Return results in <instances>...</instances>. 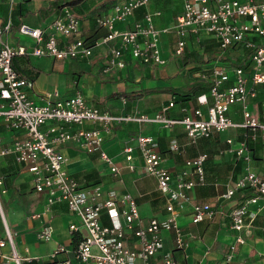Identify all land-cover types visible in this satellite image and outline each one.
<instances>
[{"label": "built area", "instance_id": "1", "mask_svg": "<svg viewBox=\"0 0 264 264\" xmlns=\"http://www.w3.org/2000/svg\"><path fill=\"white\" fill-rule=\"evenodd\" d=\"M150 2L126 0L116 5L111 15L97 18V27L105 34L91 43L81 36L80 16L68 6L44 27L22 24L19 33L32 40L30 48L25 43L12 45L2 39L5 34H11L12 21L0 27V158L12 157L31 176L35 192L47 196L48 212L54 205L64 203L79 220L70 226L71 236L78 241L72 251L55 241L51 224L38 232L39 240L55 244L49 255L54 264H152L165 245L163 232L174 234L177 250L184 251L189 246L188 236L180 225L188 206H192L195 224L216 216L211 205L192 204L190 195L195 188L209 184L205 168L207 154L186 160L179 171L173 172L163 165L165 158L157 139L139 134L127 139L122 152L125 165H121L104 150L103 133L114 126L151 125L166 130L180 126L185 129L188 145H198L200 140L211 139L216 134L241 130L242 140L237 141V137L227 140L229 151L242 165L241 173L221 199L243 195L229 215L230 228L240 234L251 233L247 218L252 206L256 207V214L264 217V179L253 171L254 150L250 145L259 136L264 137V110L257 112L254 108L258 88L264 85V0H185L174 26L158 28L154 18L162 13L156 12L146 13L132 28H118V24H125ZM168 35L176 39L175 58L185 54L191 40L200 44L206 38L223 52L199 72V81L208 84L209 90L197 97L198 107L183 108L186 114L181 118L170 115L174 100L152 115L139 110L115 115L108 109L90 105L81 90L66 99L57 91L49 92L38 103L27 92L33 84L13 65L14 59L28 54L60 61H88L96 51L107 47L104 74L124 70L132 62L164 67L170 64L162 44ZM231 50L239 52L240 58L224 61L225 54ZM234 108L239 109L238 120L233 117ZM86 124L100 128L84 129ZM5 132L12 134L10 141ZM70 143L86 154L97 153L119 185H124V169L131 173L142 170L155 179L157 191L165 201L166 218L146 219L132 194L105 190L101 185H90L71 175L67 170L69 160L61 151ZM171 150L180 153L182 146L174 141ZM5 192V178L0 173V200ZM1 207L0 202V220L5 232L0 237V264L38 261L39 257L19 254ZM190 238L195 237L190 235ZM238 242L245 243L242 235ZM7 247L9 251L5 252ZM231 259L229 256L228 260ZM162 264H178V261L168 253L162 256Z\"/></svg>", "mask_w": 264, "mask_h": 264}, {"label": "crops", "instance_id": "2", "mask_svg": "<svg viewBox=\"0 0 264 264\" xmlns=\"http://www.w3.org/2000/svg\"><path fill=\"white\" fill-rule=\"evenodd\" d=\"M55 0H0V27L15 19V28L11 34H5L2 39L12 45L24 44L29 48L32 40L23 37L18 31L19 24H28L32 27H44L57 15L53 13L47 18L43 17V11L47 10L50 3ZM64 3L71 0H63ZM126 0H83L72 6L74 13L81 18V36L90 43L96 38L103 36L105 31L99 30L96 24L97 18L111 15L113 8L124 3ZM185 0H151L150 4L130 18L125 24H118V28H132L134 23L143 20L146 13H158L162 15L155 17V25L163 29L174 26L177 14L183 10ZM262 1V0H256ZM12 40L14 43H12ZM210 40L206 38L204 41ZM1 42V41H0ZM176 39L174 36H164L163 52L169 58L168 65L164 67H151L139 62L129 63L126 69L116 70L110 74L102 72L103 64L107 61V47L95 52L90 60H67L60 61L54 58H35L31 55L17 57L13 60L15 70L33 84V88L27 92L31 99L38 103L43 102V96L49 92H59L63 99L73 96L77 90L84 93L86 101L93 106L108 109L113 114L119 115L139 110L146 114H155L162 105L174 100L175 107L171 110V117L181 118L184 116L183 108L198 107L197 97H194L187 106L177 103V92L185 91L189 86L199 81L198 74L207 66L209 61L188 63L186 70H191L190 82L177 85L170 78L177 73L176 62H173V51ZM196 42L188 43L185 54L181 57L191 58L193 53L189 47ZM209 45L216 46L212 40ZM1 46V43H0ZM192 48V47H191ZM218 51H220L218 49ZM200 55V54H199ZM222 55V54H220ZM212 60L219 55L213 53ZM240 53L229 51L225 57L233 62L240 58ZM200 57V56H198ZM179 58V59H181ZM178 59V58H177ZM210 61V62H211ZM189 62V59H188ZM175 71V72H174ZM192 81V79H194ZM151 83V84H150ZM180 88V89H179ZM258 98L255 110H264V85L258 88ZM127 94V98H125ZM261 96V97H260ZM260 97V98H259ZM124 100L126 103H124ZM238 108H234L233 117L238 120ZM87 125V126H86ZM84 129H98L99 126L86 124ZM180 126L171 130L162 129L158 126L136 124L114 126L109 132H104V150L121 165L123 162V149L130 136L148 135L154 136L159 144V151L165 158L164 167L173 171H179L186 160L200 154H207L206 176L208 185L195 188L191 192L192 204L211 205L216 213L213 219H207L203 223L195 224L192 221L193 209L188 206L180 219V225L189 239L186 250H177L175 247L174 234L163 232L164 247L161 253L154 258L152 264H162L164 254H172L178 264H264V217L256 214V207L252 206L247 218V223L252 226L250 234H240L233 231L229 215L232 209L243 199L238 193L231 200H222L221 196L226 193L232 182L241 173L242 165L236 162L235 155L229 151V138L237 137L242 140L241 130H232L224 134H216L211 139H202L198 145H188V138ZM10 141L12 134L5 132ZM177 141L182 146L180 153L171 150L172 142ZM254 150L253 171L264 179V137L259 136L257 140L251 141ZM62 153L68 158L67 170L78 180H86L90 185H101L102 189H115L121 194H132L139 205L142 216L146 219L157 218L164 220L167 215L165 201L157 191L156 180L146 176L142 170L135 173L123 170L124 185H119L113 177L108 166L103 163L97 153L86 154L76 148L73 144H67L61 148ZM137 163L141 164L137 159ZM0 167L6 175L13 176L9 180L13 188L7 186L5 174V190L1 195V209L5 216L7 226L12 233L16 248L21 256H30L40 259L38 264H54L49 255L54 250V243H46L39 240L37 234L47 224L54 227V238L69 250H73L78 242L73 239L70 226L78 224L79 220L69 212L66 204H57L55 211H47V196L35 192L31 176L16 164L12 157L0 158ZM8 172V173H7ZM1 173V172H0ZM22 194L21 197L14 195ZM0 220V226L4 227ZM190 235L195 238L191 239ZM244 237L245 243L238 242V237ZM133 246V244H132ZM5 252L9 248L4 249ZM232 259L229 261L228 257ZM73 258V255H70ZM74 262V260H73ZM31 264V262H25Z\"/></svg>", "mask_w": 264, "mask_h": 264}, {"label": "trees", "instance_id": "3", "mask_svg": "<svg viewBox=\"0 0 264 264\" xmlns=\"http://www.w3.org/2000/svg\"><path fill=\"white\" fill-rule=\"evenodd\" d=\"M83 0H71L69 2H66L64 3L63 0H55L53 2L50 3V6L47 10L43 11V17L44 18H47L49 17L50 15H52L53 13H57L59 10H61L63 7L65 6H68V7H72V6H75L77 4H79L80 2H82ZM22 25L19 24V26H17L18 28V31H19V28L21 27ZM15 28V19H14V14H13V19H12V30ZM101 37V36H100ZM99 38V37H98ZM97 39V38H96ZM208 43L211 41V40H206ZM207 50L209 51H212L214 48H213V45H207L206 47ZM192 56H194V63H196V59L199 58L198 57V54H195L193 53ZM189 59V58H187ZM226 62H230L231 60L230 59H226L224 60ZM237 65H241V63H237ZM209 90V85L206 84V83H203L201 81H196L193 85L189 86V88H187L185 91H179L177 92V95H178V101L177 103L181 104L182 106H187L189 104V102L194 98V97H197L201 94H204V93H207ZM125 98H127V94H125ZM261 97V96H260ZM259 97V98H260ZM7 186L9 188H13V184H11V182L7 179ZM57 208L56 205H54L52 208H51V211H55ZM31 264H38V262L35 260L33 262H31Z\"/></svg>", "mask_w": 264, "mask_h": 264}, {"label": "rangeland", "instance_id": "4", "mask_svg": "<svg viewBox=\"0 0 264 264\" xmlns=\"http://www.w3.org/2000/svg\"><path fill=\"white\" fill-rule=\"evenodd\" d=\"M203 39H205V38H203ZM12 43H14L13 40H12ZM208 44L209 43L207 41H203L200 44L199 43H195L194 45H192V46L189 47V50H192V53H193V51L198 52L197 54L200 57L197 58L196 61L199 64H201L202 62L211 61V59L213 57L212 56L213 53H215L217 55L223 54V52L218 51L219 48H216V46H214V49L212 51L207 50L206 47H207ZM193 59H194V57L189 58V62H188V59L187 58H185L184 60H182V58L181 59H179V58L178 59L177 58H173L172 59V60H174L173 62H176V64H177V67H176V70H175V71H177V73L175 75H173L170 79L171 80H174V82H176L177 85L187 84V83L190 82L191 79L189 78L190 77V74L189 73L191 72V70H188L187 71L186 70V66L188 65V63L191 64L194 61ZM193 80H195V78L192 79V81ZM0 172L3 173L2 170H1V167H0ZM3 174L6 175L5 172ZM12 177L13 176L10 177L9 174L5 176V178L6 179H9V180H13ZM21 196H22V194L14 195V197H21ZM0 234H3V228H2V226H0Z\"/></svg>", "mask_w": 264, "mask_h": 264}]
</instances>
